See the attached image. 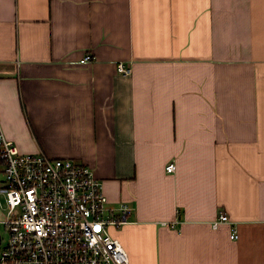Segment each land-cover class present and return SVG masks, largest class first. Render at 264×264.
<instances>
[{
	"label": "crops",
	"instance_id": "1",
	"mask_svg": "<svg viewBox=\"0 0 264 264\" xmlns=\"http://www.w3.org/2000/svg\"><path fill=\"white\" fill-rule=\"evenodd\" d=\"M0 129L94 170L130 264H264V0H0Z\"/></svg>",
	"mask_w": 264,
	"mask_h": 264
},
{
	"label": "built area",
	"instance_id": "2",
	"mask_svg": "<svg viewBox=\"0 0 264 264\" xmlns=\"http://www.w3.org/2000/svg\"><path fill=\"white\" fill-rule=\"evenodd\" d=\"M91 60L88 54L80 62ZM117 68L123 76L133 71L125 62ZM0 159L5 176L0 225L9 235L0 249V264H130L125 247L110 233V227L127 222L129 209L122 207L118 213L108 205L103 184L90 166L22 152L1 129ZM175 169L174 163L166 166L169 173ZM229 222V215L220 212L212 226ZM231 238H239L236 228Z\"/></svg>",
	"mask_w": 264,
	"mask_h": 264
},
{
	"label": "rangeland",
	"instance_id": "3",
	"mask_svg": "<svg viewBox=\"0 0 264 264\" xmlns=\"http://www.w3.org/2000/svg\"><path fill=\"white\" fill-rule=\"evenodd\" d=\"M4 178H5V176H4V172H3V164L0 163V187L4 184ZM0 200H1L2 204H3V206L0 207V219H3L4 212H5V210H4V205H5V197H4V195H0ZM0 235H1L2 239H3L2 240V245L0 246V249H1V247L4 246L7 243L8 238H9L7 230L2 225H0Z\"/></svg>",
	"mask_w": 264,
	"mask_h": 264
},
{
	"label": "water",
	"instance_id": "4",
	"mask_svg": "<svg viewBox=\"0 0 264 264\" xmlns=\"http://www.w3.org/2000/svg\"><path fill=\"white\" fill-rule=\"evenodd\" d=\"M0 244H1V235H0Z\"/></svg>",
	"mask_w": 264,
	"mask_h": 264
},
{
	"label": "trees",
	"instance_id": "5",
	"mask_svg": "<svg viewBox=\"0 0 264 264\" xmlns=\"http://www.w3.org/2000/svg\"><path fill=\"white\" fill-rule=\"evenodd\" d=\"M0 163H2L1 159H0Z\"/></svg>",
	"mask_w": 264,
	"mask_h": 264
}]
</instances>
